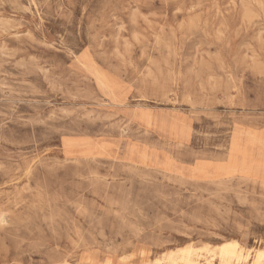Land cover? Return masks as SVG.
Here are the masks:
<instances>
[{
    "label": "rangeland",
    "instance_id": "1",
    "mask_svg": "<svg viewBox=\"0 0 264 264\" xmlns=\"http://www.w3.org/2000/svg\"><path fill=\"white\" fill-rule=\"evenodd\" d=\"M228 241L264 248V0H0V264Z\"/></svg>",
    "mask_w": 264,
    "mask_h": 264
},
{
    "label": "bare ground",
    "instance_id": "2",
    "mask_svg": "<svg viewBox=\"0 0 264 264\" xmlns=\"http://www.w3.org/2000/svg\"><path fill=\"white\" fill-rule=\"evenodd\" d=\"M40 21V20H39ZM45 31V30H44ZM59 42V41H58ZM56 46V45H55ZM85 54V53H84ZM78 57V56H77ZM87 58V57H86ZM91 59V58H90ZM88 60V59H87ZM93 76V75H92ZM99 81V80H98ZM107 81V80H105ZM97 82V81H95ZM100 84V83H99ZM109 86V85H108ZM103 87V86H102ZM110 90V89H109ZM107 92V91H106ZM110 93V92H109ZM10 94V93H9ZM118 96V95H117ZM115 97V96H114ZM102 98V97H101ZM175 98V97H174ZM108 99V97L106 98ZM187 99V98H185ZM189 99V98H188ZM169 102V100H168ZM190 102V101H189ZM112 104V103H111ZM176 104V103H175ZM83 106V105H82ZM162 106V105H161ZM113 107V106H112ZM158 107V106H157ZM135 109V108H134ZM133 109V110H134ZM131 110V109H130ZM138 110V109H137ZM150 110V109H149ZM191 110V109H190ZM156 111V110H155ZM163 111V110H162ZM172 111V110H171ZM207 111V110H206ZM209 112V111H208ZM174 113V112H173ZM201 113V112H200ZM240 113V112H239ZM243 113V112H242ZM137 114V113H135ZM157 114V113H156ZM160 114V113H159ZM154 115V114H153ZM162 116V115H161ZM175 116V115H174ZM213 116V115H212ZM211 116V117H212ZM124 117V116H123ZM167 117V115H166ZM205 117V116H204ZM137 118V117H136ZM163 118V117H162ZM174 118V117H173ZM188 118V117H187ZM133 119V118H132ZM105 120V119H104ZM168 121V120H167ZM133 122V121H132ZM177 122V121H176ZM136 124V123H135ZM191 124V123H190ZM184 125V124H183ZM116 126V125H114ZM159 126V125H158ZM186 126V125H185ZM117 127V126H116ZM142 127V126H141ZM180 127V126H179ZM160 128V127H159ZM192 128V127H191ZM234 128V127H233ZM162 129V128H161ZM179 129V128H178ZM248 129V128H246ZM122 131V130H121ZM125 131V129H124ZM152 131V130H151ZM180 131V130H179ZM159 132V131H158ZM177 133V132H176ZM127 134V133H126ZM235 134V133H234ZM225 136V135H224ZM161 137V136H160ZM177 137V135H176ZM207 137V136H206ZM95 138V137H93ZM164 138V137H163ZM239 138V137H238ZM242 138V137H241ZM249 138V137H248ZM251 138V137H250ZM102 139V138H101ZM166 139V138H165ZM185 140V139H184ZM258 141V140H257ZM253 142V141H252ZM261 142V141H259ZM92 144V143H91ZM125 144V143H124ZM256 144V143H255ZM99 145V144H98ZM87 146V145H86ZM122 147V146H121ZM232 154L225 166H242L241 173L249 174L252 166L256 163L247 160L245 157L240 158V150L237 140H234L232 145ZM128 151V150H127ZM162 152V151H161ZM164 152V151H163ZM249 152V150H248ZM127 153V152H126ZM250 154V153H248ZM251 155V154H250ZM110 156V155H109ZM123 157V156H122ZM128 157V156H127ZM139 157V156H138ZM113 158V157H111ZM115 160V158H113ZM120 161V160H119ZM251 166V167H250ZM112 180V179H111ZM184 180V179H183ZM239 204V203H238ZM185 236V235H183ZM228 240V239H227ZM142 248V247H141ZM138 249V248H137ZM151 249V247H150ZM149 250V249H148ZM204 250L210 257L203 260V253H199L191 247L180 248L177 251H172L167 258L168 264H264V248L256 249L253 258L251 259L250 251H246L237 241H228L212 248L199 249ZM164 259V258H163ZM104 260V259H103ZM109 264V263H106ZM111 264V263H110Z\"/></svg>",
    "mask_w": 264,
    "mask_h": 264
}]
</instances>
